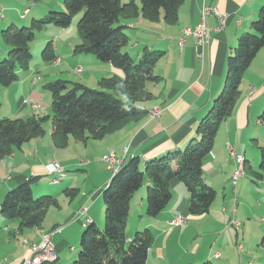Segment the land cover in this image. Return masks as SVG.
Listing matches in <instances>:
<instances>
[{
	"label": "trees",
	"instance_id": "16d2710c",
	"mask_svg": "<svg viewBox=\"0 0 264 264\" xmlns=\"http://www.w3.org/2000/svg\"><path fill=\"white\" fill-rule=\"evenodd\" d=\"M37 1V0H32ZM184 0H62V6H50L47 15L32 17L30 26L17 27L11 22L1 29L3 41L9 47L0 61V85L7 87L18 81L19 68L28 69L32 57L28 47L34 38V28L53 24L67 27L77 14L81 43L77 52L92 54L98 61L110 63L121 75L103 77L98 87L64 79L49 80L44 89L51 93V128L57 145L67 144L68 136L85 142L99 139L106 133L122 127L127 121L148 113L136 105L140 95H149L147 81L157 78L153 74L156 62L164 50L144 47L137 60L122 47L129 36L124 31L121 18L137 14L149 20L162 19L167 24L178 20V8ZM38 3V2H37ZM36 3V4H37ZM36 4L26 6L21 17ZM63 8V9H62ZM33 9V10H34ZM63 10V11H61ZM264 47V2L257 17L249 24V30L237 38L236 45L226 56L227 73L223 86L215 96L207 113L199 120L195 133L182 149L145 161L139 157L128 159L102 189L104 224L102 227L90 221L79 236L78 255L70 264H148L147 254L152 243L149 228L135 231L128 239L126 226L134 193L147 181L146 215L156 217L171 201L170 182L179 179L189 193L188 212L202 215L209 211L216 191L203 176V161L211 151L221 122L234 109L243 71L250 65L257 52ZM46 60H55L51 41L42 51ZM48 116L10 118L0 116V160L14 147L44 133L43 123ZM259 119L264 121V109ZM260 162L254 176L260 179L264 173V146H258ZM59 181L62 174L51 173ZM33 176L9 189L0 202V215L8 222L18 221L21 226H39L47 209L57 204L51 195L34 197ZM56 182V183H57ZM73 190V189H72ZM68 190H66V193ZM57 260V256H56ZM55 260V261H56ZM212 264L210 260L199 263ZM264 264V262L262 263Z\"/></svg>",
	"mask_w": 264,
	"mask_h": 264
},
{
	"label": "crops",
	"instance_id": "0c3cea01",
	"mask_svg": "<svg viewBox=\"0 0 264 264\" xmlns=\"http://www.w3.org/2000/svg\"><path fill=\"white\" fill-rule=\"evenodd\" d=\"M23 1L24 0H12L11 3H8L7 0L0 1L1 10H5L7 12V16H3L0 21V28L5 27L11 22L15 24L18 23L19 18L17 19L16 8L17 4L23 5ZM27 1L30 0L24 1V5L26 4V6L28 4ZM42 1L44 4L41 2H39L38 5L36 4L30 18L28 16L26 17L28 20L32 17L42 15L43 12H46L50 6L58 8L62 6V0ZM121 1L126 2L128 0ZM263 2L264 0H184L178 8V20L173 24H167L160 19L158 20L161 21L158 22L161 23L159 27L153 26L151 21L143 18L140 13L132 18H121V23L130 29H135L136 26H138L142 29L149 30V33H151L152 36L151 40L133 35L132 38L134 39V42L132 46L136 47V49H139L141 46H143V48H151V46L155 45L159 46L161 50L165 51L166 55H170L173 58L170 64L171 66L168 69L172 70L176 79L178 76L185 78L186 74L184 72H186L187 69L196 67H198L202 72L201 78L203 79L202 81L194 82L190 88L187 89L180 100H173L170 103H162L159 106L161 108V113L158 118H151L148 113H146L142 116L130 119L122 127L110 131L102 138L97 139V141H100L98 143L105 145V151L102 153L112 149L117 158L121 160L118 167H120L128 159L135 156L139 157L143 164L149 159L160 157L172 150L182 149L189 138L197 136L195 129L199 120L207 113L213 99L221 90V74L224 60L226 59L229 51L236 45L237 38L242 33L249 30V24L257 17L258 9ZM202 5H215L219 8V10L226 13L228 18L223 30L220 32L214 30L211 31L210 42L203 48V54L200 56L198 54L200 49L197 47L192 36H186L182 46L178 45L177 38L182 35V30L185 27L195 26L200 22V10ZM28 13L29 10L26 15ZM134 18L140 19L139 22H132L131 20ZM22 20L25 19L23 18ZM206 22L211 29H214L216 19L213 15H208L206 17ZM58 30L60 29L58 28L57 31ZM8 48L9 47L6 45L2 48V50H0V58L6 56ZM135 52L137 55H140L139 50ZM83 55L91 56L92 54ZM83 55L78 57L82 62H92L91 64H95L98 67L102 65L101 67H104L103 71L105 70V76L109 77L112 76L111 74L119 75L122 73L110 63L98 61L93 55L91 57ZM262 61H264V47H262L252 59L250 67L259 68ZM207 74L208 77L204 78L203 76H206ZM26 77L27 75H24L21 80H18L23 82ZM12 85L13 84L7 87L0 85V97H10L9 95L12 96L14 90ZM176 86V83L172 84L173 89H175ZM248 86L249 88L247 91L240 95L231 114L225 119L226 122L228 120L233 122L232 130H230L227 137L221 138L219 143H216L214 140L211 151L206 155L203 161V176L206 182L213 186L216 191V196L221 192L223 198L225 197V199L228 198L225 193L227 191L225 187L228 186L227 183L230 185V178L235 168L234 161L228 153L229 147L231 146L235 149V151L243 154L245 158L244 168L247 166L254 175L256 168L254 169V166L251 165L249 160V149H253L255 143L259 145V141L264 138V122L262 123L259 121V116L264 109V75L260 77L259 81H257L255 85ZM32 90L34 92L31 91V94L28 95L29 99H23V103L22 101L18 102L15 113L2 110V112L0 111V116L10 118H17L21 114L40 116L39 112L34 110L31 105L32 102H38L37 96L39 93L36 92L34 88ZM173 92L174 91L170 92L168 97L175 93ZM187 93H189V96L184 99V96ZM4 105L5 104L1 102L0 99V108ZM144 107L148 111L151 108L150 106ZM46 125L42 135L33 137L24 142L20 147H18V154L11 152L6 156V161H4L5 159L2 160L3 166L6 169L9 166L8 162L11 163V160H16L18 156H23V162H19L21 164L16 167L17 171L11 172L9 175L10 178H6V184L3 187L2 192H0V202L4 194L9 189L30 177L38 176L35 186L37 187L39 185V187L37 189H33V195L40 196L48 194L53 196L58 203V205H55L57 210H55L54 213L57 211H60V213H66L64 217L60 218L61 221L55 223L54 225H57L51 230L46 231V233L51 234L50 240L53 243L57 260L68 262L70 258L75 257V252H77L78 249L77 241L79 240L80 232L85 224H88L90 221L100 224L99 222H102L103 220L104 206L102 201V188L110 179L107 177L111 170L109 164L101 160L106 167V173L101 172V174L104 175L102 183H100L96 189L91 192V194L88 195L84 192V196L82 198H79L77 194H72V197L66 201V199H64L66 190H69L70 188L75 189V176L78 172L74 169L83 168L85 165L80 166L79 164H76L75 161L69 160H61L62 162L58 161L63 168V174L61 173L62 176L57 183L50 182L51 178L54 176L50 173L52 166L49 167L50 165H47L49 162L45 163V159L42 157L40 160L36 159L37 157L35 156H39V149L37 151L35 150L34 153H31L34 151V147H43L44 149L46 148L47 151L53 150V152L56 153L53 146L57 145L55 142L61 141V137L54 140V137H52L51 125L47 129ZM244 131L246 135L245 137H243ZM46 134H48V138ZM50 137L53 140L52 142L49 140ZM112 141H114L115 144H112ZM251 141L253 142L251 146L246 144V142ZM262 141L264 142V139ZM102 144L98 145V147ZM27 152L28 154H31L27 155ZM33 161L37 163H34ZM28 163H30V165ZM226 163L231 164L232 168L229 171L224 170ZM90 164L88 165L90 166ZM101 171H103L102 168ZM221 174L223 176L226 175V179L222 178V181L218 183L216 182V178L221 176ZM245 176L246 172L243 177ZM147 184L148 182L146 181L144 183V188H142L139 194L140 197H136L135 193L132 197L130 211L133 209L132 213L134 215L131 219L127 220L126 234L128 239H130L134 232L142 229V227L150 229L153 239L147 254L148 264H187L190 262L199 263L206 260H210L212 264H217L218 262L221 264L222 261H225L222 253L221 255L219 254V257L214 256L215 252L219 253L217 246L220 244L223 246L224 244V240L223 238L221 239V236L220 240L216 237L215 241L211 244L201 247L199 243L200 239H198L201 235L191 233L193 234L191 236L188 231V228L190 227V220L198 217L191 216L189 214V193L179 179L171 180L170 188L172 191V199L156 217H148L145 213L146 210L143 211L145 204V186ZM249 185L252 186L251 190L256 192L257 197L262 198L264 204V180L261 178L259 184L252 183ZM68 194L71 193L68 191ZM227 201L228 205L227 203L222 202L221 211L226 214L225 219L227 221L225 225L230 226L228 221L232 216L237 217L236 215L240 213V204L237 206L238 201L235 202L232 198L231 200L227 199ZM259 202L260 199L258 201V205H262V203ZM137 205L142 210V213L138 216L142 218L135 216L137 215L135 214ZM143 212L145 213L146 218H143ZM261 213H264V210ZM179 214L184 217L183 224L180 226H171L169 221ZM1 218L0 221L2 231H6L5 227L8 228L12 223L16 222H8L6 219ZM263 218L264 217H261V219ZM40 227L43 228L42 226ZM224 229L220 231V235L223 234L224 236V233L226 232ZM238 230L235 232L236 236L234 238V244L237 240H239V238H241V234L238 233ZM259 230L262 238L261 242L263 243L264 220L260 223ZM39 232L41 231H39V229L37 230L35 227L33 229H28L27 234L29 235L25 233L23 234L24 236L27 235L30 238H33L32 235L35 234L36 238L34 241H37L40 238ZM8 233V236H4L0 239L9 243L8 245L15 244V248L13 249L12 247H9L5 250V254L0 259V264H21L24 257L29 255V243L34 241L22 242V240L20 241L17 238H12L15 237L12 236L14 234L11 235L10 232ZM257 258H259L258 262H264V255ZM257 258L255 257L254 259L257 261ZM237 264H244L241 257L238 258ZM246 264H253V262L248 260Z\"/></svg>",
	"mask_w": 264,
	"mask_h": 264
},
{
	"label": "rangeland",
	"instance_id": "374dc122",
	"mask_svg": "<svg viewBox=\"0 0 264 264\" xmlns=\"http://www.w3.org/2000/svg\"><path fill=\"white\" fill-rule=\"evenodd\" d=\"M24 1H23V5L17 4V8H18V9L16 8L17 19L19 18L18 23L15 24L17 25V27L31 25L30 20H28L26 17L28 16L30 18V15L33 12L34 8L31 7L29 10V13L27 15L24 14V16L21 17L24 12V8L26 7V4L24 5L25 3ZM7 2L11 3L12 0H7ZM37 2L43 3L42 0H37V1L30 0V1H27L28 3L27 6L33 3L36 4ZM44 2L47 3L46 1ZM48 12L49 10L46 12L44 11L42 15L36 16L35 19H39L43 17L44 15H47ZM3 16H7V12L5 10H1V4H0V21L3 18ZM23 18L25 20H22ZM139 20L140 19L138 18L137 19L134 18L131 21L136 23V22H139ZM77 21H78V16L76 14L72 17V20L67 27L60 28L53 24H48L41 28H34V38H32V40L28 44V47L32 54V57L28 63V69L19 68L17 71L20 77L19 78L20 80L23 78L24 75H27V77L26 79H24L23 82L18 80L13 83L12 86L14 87V90H13L12 96L9 95L10 97H3V96L0 97L1 102L5 104L2 108H0L1 112L2 110H4L6 112L10 111V113H15L18 102L22 101L23 103V99H26V100L29 99L28 95L31 94V91L34 92L32 90L34 88V90L39 93L37 97H38L40 109L39 110L36 109V110L37 112H39L40 116H43V117L48 116L47 119H45L43 123L44 124L43 128H45V125L47 124L46 125V129H47L51 125L50 116L52 115L51 93L47 89H44V84L47 81L55 80V79H64L70 82H81L91 87L99 86V81L103 78V76L106 75L105 70L103 71L104 67H101L102 65L100 63L99 64L101 66L98 67L95 64H91L92 62H89L90 64L82 62L80 58H78L81 55L86 54V53L77 52L76 50V45L81 43V36L79 33ZM158 22H161V21H151V24L153 26L159 27L161 23H158ZM58 28L60 30L57 31ZM1 29L3 28H0V31ZM123 29L130 38L128 42L121 49L122 51H128L130 55L137 60L138 58L137 56L139 55H137L135 51L139 50L140 55H141L143 46H141L139 49H136V47L132 46L134 42V39L132 38V36L136 35V37L140 36V37H144L145 39L151 40V37H152L151 33H149L148 29H142L138 26H136L135 29H130L129 27L125 26ZM48 41H51L52 47H54V50H55V55L57 56L58 59L55 58V60H46L42 56V51ZM4 46H6V43L3 41L1 32H0V50H2ZM150 49L159 50L161 48L155 45V46H151ZM83 56L91 57L92 55L91 56L83 55ZM2 59L3 58H0V61ZM172 60L173 58L170 55L164 54L156 62L153 71H154V76H156L157 78L147 81V90L150 92V94L140 95L136 100H134V103L136 105H141V106H146V107L150 106L151 107L150 109H152L154 107L160 106L162 103H170L173 100H176V101L180 100L181 97L187 91V89H189L190 86L194 82L202 81L203 79L201 78L202 72L199 70L198 67L187 69L186 72H184L186 74L185 78L178 76L176 79L172 70L168 69L171 66L170 64ZM78 67H80V70H77ZM226 73H227V67H226V59H225L224 64H223L222 74H221L222 86H223L224 79L226 77ZM121 74L122 73H120L119 75ZM111 75L113 76L116 74H111ZM263 75H264V61L260 63L259 68L250 67L249 65L242 73L241 81L239 84L240 93L238 94V96L240 97L242 93L247 91V89L249 88L248 85H255V83L259 81L260 77H262ZM105 77H108V76H105ZM203 77L207 78L208 74ZM173 83L177 84L175 89L172 88ZM172 91H174L175 93L173 92L174 94L168 97V95ZM188 96H189V93H187L184 96V99L187 98ZM239 97L237 98V100L239 99ZM28 116H29L28 114L27 115L21 114L19 117L26 119ZM225 119L223 120L224 122L222 121L223 123L221 122L222 124L219 125L217 133L215 135L216 143L217 142L219 143V140L221 138L227 137V135H229L230 133V130H232L233 128V122L230 120L226 122ZM259 121L262 123L264 122L261 119ZM46 136L48 138V134H46ZM245 136L246 135L244 131L243 137ZM263 139L264 138H262V140ZM49 140H51V142L53 141L51 137ZM262 140L259 141L260 146H264V142ZM98 142L100 141H97V139L95 138H88L85 142H80V141H76L72 136H68L67 145L53 146V149H55L56 153H54L53 150L47 151V149L46 148L44 149L43 147H40V148L34 147V151H32L31 153H34L35 150L37 151L39 149L40 150L39 156H35L37 157L36 159L40 160V158L42 157L43 159H45V163L49 162L47 164L48 166L50 165L49 167L51 166L53 167L56 163L59 164L58 161H61V160L75 161L76 164L83 162V165H85L83 168L81 167V168L74 169L75 171L78 172L77 175L75 176V187H74L75 189L70 188L68 191L71 194H66V193L64 194V199L68 201L67 199H70L72 197L71 196L72 194H77L79 198H82L84 196L83 194L84 192H86L88 195L91 194V192L95 190L96 187L100 183H102L104 179V175L101 174V172L106 173V167L103 163L104 161L102 160V157L110 152H113V150L110 149L102 153L103 151H105L104 149L105 145H103L102 143H98ZM252 143H253L252 141L246 142V144L250 146L252 145ZM100 144L102 145L98 147V145ZM112 144H115V142L112 141ZM259 145L255 143L254 148L249 149V154H248L251 165L254 166V169L256 168L255 171H258V165L260 162V153H259V149H257V146ZM12 152L13 153L15 152L16 154H18L19 149L17 147H14ZM228 153H229V150H228ZM26 154L30 155L28 154V152ZM237 154H241V153L237 152ZM6 156H4L0 161L4 160ZM4 161H6V159ZM19 162H23V156L22 157L18 156L16 160H11V163L8 162L9 166L6 169L3 166V161L0 162V192H2V189L6 184V181H5L6 178H10L9 176L10 173L17 171L16 167L19 166V164H21ZM33 162L37 163L35 161ZM90 163L92 164V166ZM28 164L30 165V163ZM88 164H90V166ZM59 165L61 166V164ZM234 165H235V162H234ZM101 168L103 171H101ZM231 168L232 167L230 163H226V165L224 166V170H227V171H229ZM244 169L246 172V176L243 177V179L242 178L239 179V182L236 185L235 190L231 184L229 185V183H227L228 186L225 187V189H227V191L225 192L228 197L227 199L231 200L232 198L235 200V202L238 201L237 206H239L240 204V207H239L240 213L236 215L237 217H233V216L231 217V219H237L241 222V228L238 230L239 231L238 233L241 234V238H239V240H237L235 244H234V238L236 236L235 232L237 231L234 227H232V225H230L231 219H229L228 221L230 226L225 225L227 221L225 219L226 214L223 213L221 209H222V202H225L228 205V201L227 199H225V197L223 198V195L221 194V192L216 196L214 201L211 203L208 212L202 215H191V216H195L198 218H192L190 220V227L188 228V231L190 232V234L193 233L195 235L197 234L201 235L198 237V239H200L199 243L201 247H205L206 245L211 244L213 241H215L216 237L219 240H220V236H221V239L223 238L224 240L223 246H221V244L217 246L219 254L221 255L222 253L223 259L225 260V261H222L221 264H237L238 258L240 257L242 258V261L244 262V264H246L248 260L253 262V264H262L260 261L258 262L259 258L257 257L264 255V242L263 243L261 242L262 238L260 236V230H259L260 223L263 221L261 220V217H264V213H261L264 210V204H263L262 198L257 197L256 192L251 190L252 186L249 184H252V183L259 184L261 181V178L264 180V173H263V176L259 180L253 175V173L250 171V169L247 166ZM111 176H112V173L110 171V174L108 175L107 178L109 179L111 178ZM222 178L226 179V175L223 176L221 174V176H218L216 178V182L220 183L222 181ZM35 183L32 184V190L37 189L39 187V185L36 187ZM142 188H144V184L135 192L136 197L137 196L140 197L139 194ZM146 188L147 186H145V193H144L145 196H146ZM34 197H39V196H34ZM259 199H260L259 203H262V205H258ZM55 210H57V208L54 205L49 207L39 226H31V227L21 226L20 227L19 222L16 221L12 223L6 229L7 231L6 232V231L1 230L2 226H1V221H0V238H3L4 236H8L9 234L8 232H10L11 235L14 234L12 236H15L12 238H17L20 241L22 240V242L34 241L36 238V235L34 234L32 235L33 238H30L27 236L29 235L27 234V231L28 229H33L36 227L37 230L39 229V231H41L39 232L40 238L37 241L29 243V246H28L29 249L32 244L34 245L39 244L41 242V239L44 236L49 237L50 239L51 234L46 233V231H49L54 226H56L57 224L56 225L54 224L61 221L60 218L64 217V215L66 214L65 212L60 213V211H57L56 213H54ZM145 210H146V200H145V204L143 207V211ZM132 212H133V209H131V211L129 212L128 219H131V217H133L134 214ZM140 213H142V210L137 205L136 210H135V214L137 215L135 216L140 217L138 216ZM143 214H144L143 218H146V215L144 212ZM99 223L100 224H96V225L99 227H102L104 224V212H103V220L102 222H99ZM40 226H42L43 228H41ZM85 227H86V224L82 228L81 232L85 229ZM144 228L145 227H142V229L140 230H143ZM223 229L226 231L224 233V236L223 234L220 235V231H222ZM23 233L27 235L24 236ZM193 234H191V236ZM79 242L80 240L77 241L78 244ZM8 244L9 243H6L4 242V240L0 239V259L5 254V250H7V248L9 247H12L13 249L15 248V244H12V245H8ZM238 245L242 246V250L240 251L238 250L237 248ZM77 255H78V251L75 252V257L70 258L68 262L57 260L53 264H70L77 257ZM27 256H25L24 259ZM255 257L257 258V261L256 259H254ZM217 264H219V262Z\"/></svg>",
	"mask_w": 264,
	"mask_h": 264
},
{
	"label": "built area",
	"instance_id": "2783aa9c",
	"mask_svg": "<svg viewBox=\"0 0 264 264\" xmlns=\"http://www.w3.org/2000/svg\"><path fill=\"white\" fill-rule=\"evenodd\" d=\"M26 12V10H25ZM208 15H213L216 19V25L214 29H211L206 22V17ZM228 15L215 5H202L200 10V22L196 24L195 26H187L182 30V35L177 38L178 45L182 46L184 38L186 36H192L195 40V43L197 47L200 49L198 54L202 56L203 54V48L209 44L210 42V33L212 30L220 32L224 29L226 25ZM57 61V60H56ZM77 70H80V67L77 68ZM33 109H39L40 105L38 102H32L31 103ZM161 113V108L154 107L148 111V115L151 118H158ZM229 155L231 156L232 160L235 162V168L233 170V173L230 178V184L233 186L234 190L236 185L239 182V179L242 178L245 175V158L243 154H237L235 149H233L231 146L229 147ZM102 160L109 164L110 170L112 173L116 172L119 166V163L121 160L117 158V156L110 152L102 157ZM80 166L83 165V162L79 163ZM63 172V168L59 164H55L52 167V170L50 173H56L60 174ZM57 178L52 179V183H56ZM85 210V209H83ZM261 220H264L261 219ZM184 222V217L182 215H176L174 218H172L169 221V224L171 226H180ZM230 225L234 227L236 230H238L241 226V222L237 219H231ZM7 227H5V230ZM238 250H242V246H237ZM215 257H219V253H214ZM56 260V253L54 251L53 243L49 239V237H43L41 239V242L37 245L32 244L29 249V255L22 261L21 264H53Z\"/></svg>",
	"mask_w": 264,
	"mask_h": 264
}]
</instances>
